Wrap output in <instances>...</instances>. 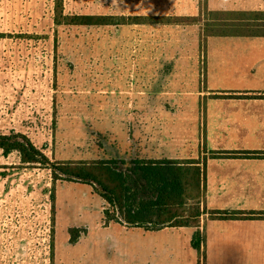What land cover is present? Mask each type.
I'll list each match as a JSON object with an SVG mask.
<instances>
[{"label": "rangeland", "instance_id": "374dc122", "mask_svg": "<svg viewBox=\"0 0 264 264\" xmlns=\"http://www.w3.org/2000/svg\"><path fill=\"white\" fill-rule=\"evenodd\" d=\"M54 3L0 0V134H23L49 162L200 156L201 50L241 32L247 15L209 12L204 0H61L64 16L112 18L65 25ZM143 24L154 26L146 41ZM52 177L0 150V264H104L114 210L93 186Z\"/></svg>", "mask_w": 264, "mask_h": 264}, {"label": "crops", "instance_id": "0c3cea01", "mask_svg": "<svg viewBox=\"0 0 264 264\" xmlns=\"http://www.w3.org/2000/svg\"><path fill=\"white\" fill-rule=\"evenodd\" d=\"M204 5L214 13L264 12V0H204ZM151 27L139 25L138 37L146 41ZM207 38L201 50L206 56L201 68L204 142L200 156L198 148L186 157L204 160L200 254L191 247L190 227L145 230L110 223L102 227L105 244L112 247L104 264H264V217L210 215L217 210L264 212V157L238 153L264 152V35L246 30ZM168 39L173 44L164 48L176 52V41ZM143 48L147 52L149 44ZM211 151L221 154L213 157ZM152 158L184 157L172 149Z\"/></svg>", "mask_w": 264, "mask_h": 264}, {"label": "trees", "instance_id": "16d2710c", "mask_svg": "<svg viewBox=\"0 0 264 264\" xmlns=\"http://www.w3.org/2000/svg\"><path fill=\"white\" fill-rule=\"evenodd\" d=\"M56 24L103 25L112 18L107 15L64 16L61 0L54 3ZM247 15L237 27L264 35V12L238 13ZM135 17L132 23H138ZM161 17H152V19ZM119 20L126 24L124 17ZM0 150L3 155L18 152L22 163L46 165L52 178L77 181L93 186L100 196L112 207L116 222L145 230L164 227H190L191 247L200 254L202 234L199 216L204 193V160L145 159L114 157L99 161L60 163L49 162L32 142L23 134H0ZM213 157L221 153L210 152ZM245 157H264V152L240 151ZM189 215L184 216L189 202ZM108 216V211H106ZM211 217L220 219L264 217V212L217 210ZM108 216V217H109ZM109 219V218H108ZM74 240V239H73Z\"/></svg>", "mask_w": 264, "mask_h": 264}]
</instances>
